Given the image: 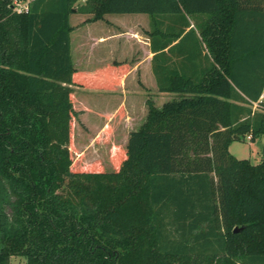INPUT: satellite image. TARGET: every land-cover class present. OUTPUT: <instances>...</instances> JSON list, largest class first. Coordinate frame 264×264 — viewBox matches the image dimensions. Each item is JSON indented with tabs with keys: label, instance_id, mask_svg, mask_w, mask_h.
I'll use <instances>...</instances> for the list:
<instances>
[{
	"label": "trees",
	"instance_id": "16d2710c",
	"mask_svg": "<svg viewBox=\"0 0 264 264\" xmlns=\"http://www.w3.org/2000/svg\"><path fill=\"white\" fill-rule=\"evenodd\" d=\"M21 1L0 0V264H264V149L229 151L264 134V0ZM73 11L146 14L157 88L175 94L147 101L112 171L72 161L73 86L119 75L76 70Z\"/></svg>",
	"mask_w": 264,
	"mask_h": 264
},
{
	"label": "crops",
	"instance_id": "0c3cea01",
	"mask_svg": "<svg viewBox=\"0 0 264 264\" xmlns=\"http://www.w3.org/2000/svg\"><path fill=\"white\" fill-rule=\"evenodd\" d=\"M113 15H117L115 16V18H117L116 20H118L116 24H119V30L116 32L107 29L105 21L111 17L109 14L104 16L105 20H103V18L96 21L86 20L90 16L88 14H81L75 11L70 14L69 22L73 27L70 32L71 57L76 70L93 74L101 67L119 63V75L114 79L110 88L97 89L76 85H74L73 88H82L87 91L97 90L99 92L97 94L100 96L102 95V100L103 98H107L105 95H107L110 100L114 98V100L117 101L119 99V112L123 113V118L121 120L124 122L123 126L128 124L130 126L134 123L133 120L136 118L135 112L138 105L140 110H142L144 101L162 99L158 106L160 107L165 101L173 98L175 94L172 92L159 91L157 88L155 76L151 68L153 53L150 49L149 37L147 34L149 27L148 16L143 13ZM73 16L75 20L71 22V17ZM192 25L191 22V26ZM166 50L167 48H165V51ZM186 53V49L179 50L178 56L176 54H171V59L177 62L180 59L179 57H182L181 55H185ZM202 53H204V51ZM197 64H199V69L203 68L204 63L201 64L197 62ZM192 68L195 69L197 67L189 65L188 69ZM109 113L110 112H107L105 115ZM135 129L136 128H131L128 131L125 137L124 147L130 131ZM249 140L251 139L249 138ZM257 140H260V142L262 140L260 148L264 149V134L252 141L254 142ZM112 145H116V143H109L107 147L105 146V157H103V159H110V148ZM119 146L123 147L122 145ZM247 159H249V157ZM252 159H257V161L254 162L257 163L260 158H258L256 153V156Z\"/></svg>",
	"mask_w": 264,
	"mask_h": 264
},
{
	"label": "rangeland",
	"instance_id": "374dc122",
	"mask_svg": "<svg viewBox=\"0 0 264 264\" xmlns=\"http://www.w3.org/2000/svg\"><path fill=\"white\" fill-rule=\"evenodd\" d=\"M109 16L111 17L105 21L107 29L116 32L119 30V24H116L118 20L115 18L117 15L109 14ZM74 20L75 17H71V22H74ZM103 20H105V18ZM97 93H99L97 90L87 91L82 88H74L72 101L75 116L72 119V140L69 148L73 157L72 161L76 162L77 166L96 162L100 164L102 170L112 171L114 167L111 159H103V157H105V146L107 147L109 143H116V145H122V148H124L125 137L127 136L128 131L131 128H137L145 119L147 113V101H144L142 110H140L138 105L135 112L136 118L133 120L134 123L130 126L129 124L123 126L124 122L121 121L123 113L119 112V99L117 101H115L114 98L110 100L109 97L105 95L108 99L103 98L102 100V95L100 96ZM148 101H151V103L158 107L162 99ZM107 112L110 113L105 115ZM261 142L260 140L253 142L246 136L243 141H232L229 145V151L237 158L249 157V160L254 163L257 159L252 158L256 156V153L258 158H260L263 152V148H260V144H262ZM6 210L8 213V209ZM11 264L26 263L24 258L14 256L11 258Z\"/></svg>",
	"mask_w": 264,
	"mask_h": 264
},
{
	"label": "built area",
	"instance_id": "2783aa9c",
	"mask_svg": "<svg viewBox=\"0 0 264 264\" xmlns=\"http://www.w3.org/2000/svg\"><path fill=\"white\" fill-rule=\"evenodd\" d=\"M12 3L17 12L25 11L27 9L26 1L12 0ZM247 138H250V136L248 135Z\"/></svg>",
	"mask_w": 264,
	"mask_h": 264
},
{
	"label": "water",
	"instance_id": "95a60500",
	"mask_svg": "<svg viewBox=\"0 0 264 264\" xmlns=\"http://www.w3.org/2000/svg\"><path fill=\"white\" fill-rule=\"evenodd\" d=\"M73 10H75V9H73Z\"/></svg>",
	"mask_w": 264,
	"mask_h": 264
}]
</instances>
